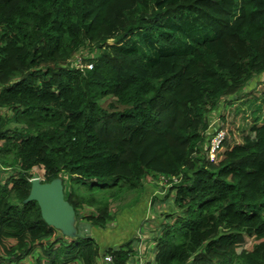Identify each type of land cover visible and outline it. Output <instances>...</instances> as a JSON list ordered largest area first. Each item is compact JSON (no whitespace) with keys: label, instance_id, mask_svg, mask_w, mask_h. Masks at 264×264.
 Returning a JSON list of instances; mask_svg holds the SVG:
<instances>
[{"label":"trees","instance_id":"16d2710c","mask_svg":"<svg viewBox=\"0 0 264 264\" xmlns=\"http://www.w3.org/2000/svg\"><path fill=\"white\" fill-rule=\"evenodd\" d=\"M82 48L90 68L70 62ZM263 73L264 0H0V264L132 259V239L101 249L79 225L105 229L107 199L66 193L74 238L48 225L33 171L127 191L175 175L147 264H264V113L205 148L210 113Z\"/></svg>","mask_w":264,"mask_h":264},{"label":"rangeland","instance_id":"374dc122","mask_svg":"<svg viewBox=\"0 0 264 264\" xmlns=\"http://www.w3.org/2000/svg\"><path fill=\"white\" fill-rule=\"evenodd\" d=\"M112 42V39L108 40V43ZM93 55L94 52H90L87 48H82L72 56L70 62L72 65H84L88 62L85 58ZM229 99L234 104L232 108L225 105L223 101L214 112L210 113L209 117L210 121L215 122L219 127L221 125L225 128H231L235 138L239 140L241 132L233 127L230 120H235L236 124L245 126L251 123L255 115L260 116V114L264 113V73L247 83L240 93ZM106 101L102 102V104H105ZM1 111L3 112V110ZM40 170L42 172V169ZM10 171V169L0 166V181L4 180ZM33 174L32 177L38 175L37 171H33ZM61 179L63 181L64 196L66 193H73L74 191L77 197L83 196L87 198L93 195L99 199L108 200L109 213L113 216V219L107 222L105 229L89 227L88 221L82 220L84 218L79 219V225L84 224L88 228L90 235L101 247L112 245L117 234L123 236L124 240L129 238L136 242L141 241V239L142 241L146 240V243H140L143 249L146 248L148 250V254H143L142 262L152 261L155 244L154 237L159 235L161 225L168 222L169 216L165 215H173L177 209L172 203L175 191L168 194L169 186L160 183L158 176L155 180L148 179L146 182H142V186L139 185V182L135 183L136 186L129 191L117 184L125 183L124 180H119L113 185L100 188L97 185L90 187L86 183H71L65 174L61 175ZM111 192H120L121 194L118 193L120 197L115 194V196L111 195ZM94 209V206L84 205L79 212L82 215H87L94 212ZM125 218H129V224H123ZM125 226H128L127 232H125ZM120 229L123 235L119 233ZM59 233L64 237H73L66 232V229H60ZM253 241L252 238L246 237L244 247L249 248ZM36 253L37 250L26 257L27 264H34ZM70 264H80V262L74 260Z\"/></svg>","mask_w":264,"mask_h":264},{"label":"water","instance_id":"95a60500","mask_svg":"<svg viewBox=\"0 0 264 264\" xmlns=\"http://www.w3.org/2000/svg\"><path fill=\"white\" fill-rule=\"evenodd\" d=\"M30 190L25 201L35 200L42 219L56 229H66L71 236H77L75 210L65 199L63 181L56 177L51 181H41L39 177L30 178Z\"/></svg>","mask_w":264,"mask_h":264},{"label":"built area","instance_id":"2783aa9c","mask_svg":"<svg viewBox=\"0 0 264 264\" xmlns=\"http://www.w3.org/2000/svg\"><path fill=\"white\" fill-rule=\"evenodd\" d=\"M79 68L87 67L90 68L92 65L91 63H86L84 65H76ZM207 134V142L205 144V148L208 150L209 158L212 159L215 156V151L216 149L219 148L221 145V142L223 141L225 132L224 130L219 127L215 122L210 121L208 129L206 131ZM159 178V182L169 186L172 183L177 182L178 178L175 175H163V174H158L157 175ZM133 257L138 258L139 261H142L143 256L141 254H133ZM111 255L110 254H101L99 257V260L103 263L110 262L111 261ZM137 264H147L146 261L144 262H139ZM97 264H100L99 261H96Z\"/></svg>","mask_w":264,"mask_h":264},{"label":"crops","instance_id":"0c3cea01","mask_svg":"<svg viewBox=\"0 0 264 264\" xmlns=\"http://www.w3.org/2000/svg\"><path fill=\"white\" fill-rule=\"evenodd\" d=\"M123 224H129V218H125L124 220H123ZM129 226V225H128ZM128 226H125V232H127L128 231ZM121 229L119 230V233L120 234H122L123 235V233H121ZM122 238V239H121ZM125 238L123 237V236H120L119 234H117L116 236H115V240L113 241V244L112 245H110V246H113V247H115V246H118V245H120V244H122V243H124V242H126V241H128V240H131L132 238H129V239H127V240H124ZM146 243V240H144V241H142V239H141V241H138V242H136V241H132V247H133V249H134V252H133V254H141L142 256H143V254H148V250L146 249V248H142L141 247V245H140V243ZM101 247V246H100ZM105 247V246H104ZM104 247H101V249H103ZM154 254V253H153ZM100 257V256H99ZM99 257H98V259H96V261H99L100 262V264H107V263H103V262H101L100 260H99ZM138 258H136V257H133L132 256V259L127 263V264H137L138 263ZM139 262H142V261H139Z\"/></svg>","mask_w":264,"mask_h":264},{"label":"clouds","instance_id":"9594fccd","mask_svg":"<svg viewBox=\"0 0 264 264\" xmlns=\"http://www.w3.org/2000/svg\"><path fill=\"white\" fill-rule=\"evenodd\" d=\"M35 177H37V176H35ZM41 181H43V180H41ZM147 262V261H146Z\"/></svg>","mask_w":264,"mask_h":264}]
</instances>
